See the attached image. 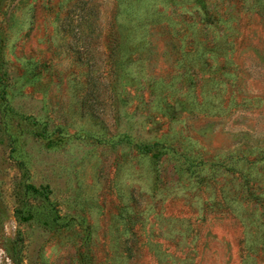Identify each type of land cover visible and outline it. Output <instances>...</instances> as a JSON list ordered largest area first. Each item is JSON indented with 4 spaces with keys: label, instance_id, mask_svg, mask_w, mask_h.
<instances>
[{
    "label": "rangeland",
    "instance_id": "374dc122",
    "mask_svg": "<svg viewBox=\"0 0 264 264\" xmlns=\"http://www.w3.org/2000/svg\"><path fill=\"white\" fill-rule=\"evenodd\" d=\"M117 2L0 0V264H264V0Z\"/></svg>",
    "mask_w": 264,
    "mask_h": 264
},
{
    "label": "trees",
    "instance_id": "16d2710c",
    "mask_svg": "<svg viewBox=\"0 0 264 264\" xmlns=\"http://www.w3.org/2000/svg\"><path fill=\"white\" fill-rule=\"evenodd\" d=\"M147 1L151 2L152 5ZM155 1L157 0H118L117 11L114 15V23L117 27L113 28V35L116 40H119L117 44L119 48H123L122 50L126 51L142 47L143 43L141 44V38H143V35L148 33L153 24L162 22V11L152 7ZM164 2H166L165 5L171 7L170 9H172L174 15L181 17L179 22L176 21V28L178 36L182 39L185 38L189 26L198 22L196 19L197 13H200L203 8H206L205 0H164ZM203 11L205 12L199 15V17H202V21L206 20L205 23L208 24L209 27L212 25L215 29L218 28V25H220L218 22L219 18H212L210 11ZM223 12L226 14L227 11L223 10ZM202 44L206 49L209 48V42L207 40ZM124 47L127 49H124ZM120 52L123 51L120 50ZM158 146V144H153L150 148L146 147L145 151L150 153L156 150ZM155 155H157V153ZM172 159L175 162L177 161L176 157H172ZM19 166L26 180L28 171L24 165L20 164ZM38 192L39 190L35 189L31 184L26 181L23 182L20 192L17 194L18 203L22 205L21 208L17 210L19 214L18 217L26 213L24 195ZM15 264H19V258L17 257H15Z\"/></svg>",
    "mask_w": 264,
    "mask_h": 264
}]
</instances>
